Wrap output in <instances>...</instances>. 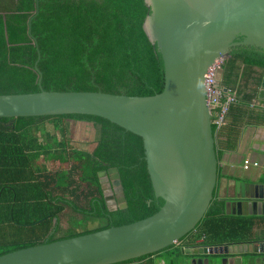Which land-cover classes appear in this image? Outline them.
I'll use <instances>...</instances> for the list:
<instances>
[{"label":"trees","instance_id":"1","mask_svg":"<svg viewBox=\"0 0 264 264\" xmlns=\"http://www.w3.org/2000/svg\"><path fill=\"white\" fill-rule=\"evenodd\" d=\"M148 14L144 0H0V96L36 94L39 90L126 97L161 94L162 57L141 28ZM229 54L228 74L238 70L240 80L244 78L245 82L234 84L237 73L231 82L222 79L223 86L237 100L250 103L259 90L264 50L236 46ZM37 56L39 87L33 68ZM95 128L98 138L91 153L73 147L74 143H92ZM47 130L64 135L63 140L52 143L60 152L43 158L51 163L52 172L42 178L46 184L50 181L57 193L56 197L55 191L50 197L42 193V199L30 206L29 201L18 200L15 195L20 182L33 178L23 171L30 165L24 149L37 133L44 135ZM211 133L214 138L213 125ZM215 159H219L216 153ZM110 168L117 170L125 209L107 217L99 173ZM4 191H11L13 198L0 199V228L10 223L16 231L8 234L15 237L10 243L0 240V255L132 223L154 214L164 204L153 198L141 140L89 116L0 119V192ZM66 195L73 198L71 205L66 203ZM66 209L88 219L100 218L104 225L57 236L59 217ZM52 219L57 223L50 228ZM199 239L202 246L264 241V216L225 215L223 202L212 198L189 235L160 252L119 264H155L153 257L162 259L166 255H175L183 264V248Z\"/></svg>","mask_w":264,"mask_h":264},{"label":"water","instance_id":"2","mask_svg":"<svg viewBox=\"0 0 264 264\" xmlns=\"http://www.w3.org/2000/svg\"><path fill=\"white\" fill-rule=\"evenodd\" d=\"M144 4L149 14L142 31L163 61L161 94L126 97L39 90L0 96V119L89 116L138 137L153 198L162 200L163 206L132 223L0 255V264H119L137 259L189 235L210 205L217 162L204 75L215 61L229 58L233 47L264 50V0H144ZM37 60L38 56L33 68L39 87ZM223 91L233 95L227 88ZM258 99L264 100V71ZM99 177L105 207L125 209L117 170ZM250 189L248 197L220 198L224 214L264 216V184ZM183 253L204 256L196 260L198 264H264V241L186 248Z\"/></svg>","mask_w":264,"mask_h":264},{"label":"crops","instance_id":"3","mask_svg":"<svg viewBox=\"0 0 264 264\" xmlns=\"http://www.w3.org/2000/svg\"><path fill=\"white\" fill-rule=\"evenodd\" d=\"M225 65L219 74L222 85ZM237 101L236 105L229 108L227 118H225V127L216 131L214 137V149L219 159L216 161V184L213 198L218 201L223 197L230 199L248 197L251 185L264 184V109L257 106V104L263 106L264 100L258 99L257 91L256 98L251 101L255 102L257 108L252 109L251 102H243L241 98L240 101ZM47 132L49 131L47 130ZM47 132L44 133L45 136L37 133L33 143L24 149L25 157L30 165L23 171L25 175H30L33 178L31 181L25 182L24 185L18 184V192L15 195L18 196V200L29 201L30 206L42 199L41 197L46 193L50 197L51 191H55L53 195L56 197V187L51 185L50 181L46 184L45 178L40 181L43 175L52 172L50 162L44 161L43 158L60 152L59 148L55 147L57 145L52 144L53 140H59L58 134L49 132L47 135ZM46 139L48 141H44ZM246 163L247 165H245ZM235 183L238 185L237 187ZM0 193V199L3 198L4 201H11L13 198L11 191ZM50 210L51 207H49ZM52 223L56 225L57 219H52ZM200 241V239L197 240L199 243ZM162 264L164 263L162 262Z\"/></svg>","mask_w":264,"mask_h":264},{"label":"rangeland","instance_id":"4","mask_svg":"<svg viewBox=\"0 0 264 264\" xmlns=\"http://www.w3.org/2000/svg\"><path fill=\"white\" fill-rule=\"evenodd\" d=\"M226 66L223 69V79L225 81L231 82L232 78L236 79V76H237V73H238V79H236V80L234 79L235 80L234 84L235 85L238 84V86L242 85L245 82V79L243 78L242 81L240 80V74H241L240 71L238 72V70H236L235 71L236 74L232 72V74L229 75L228 74L229 66H227V67ZM66 129L69 130V125H66ZM48 133L49 132H47V135H48ZM94 133H95V135H94L93 139L91 138L92 141H93L92 143H89L88 145L87 144H82V143H79V144L78 143H74L73 147L76 148L78 151H82V152H85V153H91L94 150L95 146H96V142H97V138H98V133L96 131V128L94 130ZM57 134H58V138L59 139H61L64 136L61 133L60 134L57 133ZM44 136H45V134H44ZM62 140H63V138H62ZM44 141H48V139H46ZM37 142L39 143V141H37ZM72 161L73 160L69 161L70 162L69 166L72 164ZM44 166H45V164H44ZM50 168H51V163H50ZM42 179L43 178H40V181ZM24 183L25 182H20L21 185H23ZM9 187L11 188L12 186H9ZM56 191H57V189H56ZM65 199H66V203L70 202V203H68L70 205L73 203V198L70 197L69 195H66ZM64 212L65 213L60 215V217H59L60 221H59V226H58L59 229H58L57 236H61L63 234L69 233V232L81 233V232L87 231V230H94V229L99 228V227L104 225V221L102 219H100V218L88 219L87 217L81 216L80 214L78 215V214L73 213L72 210H69V209H66ZM52 224L53 223H51V224L49 223L50 228L52 227ZM15 231L16 230H14V226H12V224H10V223L1 226L0 234L3 235V237H0V240L3 239L5 242L7 241L6 243H10V241H12L15 237H11V235H8V234H10L11 232H15ZM201 240H202V238H201ZM164 257L165 256H161L162 259L157 258V257H153V261H155V264H162V262L164 264H172V263L180 264V263H182V262H179V261L176 260V256L175 255L174 256L166 255V257L165 258Z\"/></svg>","mask_w":264,"mask_h":264},{"label":"built area","instance_id":"5","mask_svg":"<svg viewBox=\"0 0 264 264\" xmlns=\"http://www.w3.org/2000/svg\"><path fill=\"white\" fill-rule=\"evenodd\" d=\"M228 59V57L218 59L207 69L204 75L205 102L212 118L211 124L215 127L216 131L225 127V118H227L229 108L238 102L235 94L228 90V88V92L233 95L223 91L226 87L221 84V80L218 78L221 69L227 63ZM257 106L260 109H264V105L260 106L257 104ZM257 106L255 102H251L250 104L252 109L257 108Z\"/></svg>","mask_w":264,"mask_h":264},{"label":"flooded vegetation","instance_id":"6","mask_svg":"<svg viewBox=\"0 0 264 264\" xmlns=\"http://www.w3.org/2000/svg\"><path fill=\"white\" fill-rule=\"evenodd\" d=\"M111 169H114V168H110V169H108V171H110ZM102 192H103V189H102ZM114 200H117V197L114 196ZM113 212H115V211H113V209L110 207V208H106V212H104V214H105V216L109 217L108 214L109 213H113ZM77 214L79 215L80 212H78ZM80 215L81 216H84L83 214H80ZM199 247H202V245L199 244L197 241H195V244L194 245L187 246L186 248H189V249L191 248L192 249V248H199ZM186 248H183V249L185 250ZM182 254L184 255L183 252H182ZM184 256H186V255H184ZM199 258L200 259H204L205 257L204 256H198V255H195V256H192V255L191 256H186V257L183 258L184 259L183 264H198L196 260L199 259ZM219 258L222 259V258H224V256H221ZM202 264H204V262H202ZM258 264H263V262H259Z\"/></svg>","mask_w":264,"mask_h":264}]
</instances>
